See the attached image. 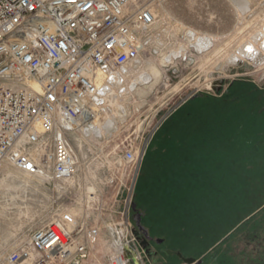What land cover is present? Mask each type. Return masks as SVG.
<instances>
[{"label":"rangeland","instance_id":"374dc122","mask_svg":"<svg viewBox=\"0 0 264 264\" xmlns=\"http://www.w3.org/2000/svg\"><path fill=\"white\" fill-rule=\"evenodd\" d=\"M156 9L149 51L139 66L119 69L110 84L112 92L101 100L96 133L83 136L80 130L70 135L78 159L75 175L47 181L10 164L2 167L0 244L24 240L55 213L69 210L86 226L100 227L86 264H106L116 245L109 232L122 213L134 224L138 209L148 236L168 253L183 254L205 234L204 214L223 221L232 216L219 204L225 201L233 208L234 184L242 173L252 174L248 159L238 160L233 141L239 135L235 124L247 126L252 104H264V96H253L254 88L264 87V53L256 60H236L232 55L264 24V0H160ZM199 36L210 37V43L198 48ZM145 73L149 79L143 82L140 75ZM192 98L208 100L192 110L195 120H218L207 122L213 126L205 132H194L210 135L211 142L208 162L195 164L198 168L191 174L183 147L163 152L154 148L151 138L164 119ZM168 130L167 126L159 135ZM171 130L181 141L188 138L185 129ZM127 150L142 157L147 150L149 154L134 164L124 158ZM190 199L199 204L207 200L209 205L203 211V206L195 208L194 236ZM138 250L139 264H154L150 250L140 244Z\"/></svg>","mask_w":264,"mask_h":264},{"label":"built area","instance_id":"2783aa9c","mask_svg":"<svg viewBox=\"0 0 264 264\" xmlns=\"http://www.w3.org/2000/svg\"><path fill=\"white\" fill-rule=\"evenodd\" d=\"M158 1L0 0V171L10 164L47 181L75 175L70 135L95 121L119 69L143 62ZM139 155L124 158L137 164ZM121 218L106 264H139L134 224ZM99 234V225L60 210L24 240L0 244V264H86Z\"/></svg>","mask_w":264,"mask_h":264},{"label":"flooded vegetation","instance_id":"af4514ba","mask_svg":"<svg viewBox=\"0 0 264 264\" xmlns=\"http://www.w3.org/2000/svg\"><path fill=\"white\" fill-rule=\"evenodd\" d=\"M253 92V96L263 100L264 87H256ZM250 117L247 126L235 124L239 135L234 136L233 143L238 160L247 158L252 174L242 173V178L234 184L236 199L232 203L233 208L225 201L219 204L227 212H233L232 216L226 215L225 222L223 218L218 220L215 215L204 214L201 222L203 229L205 226V234L200 237L201 244L198 245L200 239L192 242L187 254L168 253L159 241L150 237L146 248L151 251L150 258L154 264H172L173 261H177L176 264H264V104L253 103ZM246 131L247 134L244 133ZM207 206L208 203L204 204L201 210ZM190 212H193L189 222L190 235L194 236L196 209L192 207ZM136 235L140 243L144 231H138ZM168 255L171 259L166 258Z\"/></svg>","mask_w":264,"mask_h":264},{"label":"crops","instance_id":"0c3cea01","mask_svg":"<svg viewBox=\"0 0 264 264\" xmlns=\"http://www.w3.org/2000/svg\"><path fill=\"white\" fill-rule=\"evenodd\" d=\"M207 37V36H204ZM209 38V37H208ZM204 98H192L189 101H185L184 103H182L179 107H177L174 110V113L171 114L172 116L170 118H166L164 119V121H162L159 125V127L157 128L156 132H154L152 138H151V143L155 142L154 148L158 149H163V152H166L168 149H170V151H173L175 147L178 148H182L185 150V154H186V159H187V169L189 171V173H195L196 168H198L197 163L201 166L203 165V162H208V158H209V153L208 152V148H209V144H210V135L207 134H198L195 135L196 133H194L195 131L201 133V132H205V129L213 126V125H208L207 122L209 123H217V120H208L205 122H201V121H197L193 118V111L197 106L201 105V104H205L208 103V100ZM209 103H213L210 102ZM193 109H191L192 107ZM169 123V124H168ZM166 124H168L167 126L169 127V130L163 135H159L160 131L165 130ZM197 128V130H189L190 128ZM175 128L176 130H178L180 128V130H184L187 132L188 138H186L184 141L179 140L178 138H176L175 136L171 135L170 132L172 131L171 129ZM200 128V129H198ZM188 129V130H187ZM160 137V139H159ZM168 144H172L171 146H169ZM183 144V145H182ZM150 145V142L148 144V146ZM147 146V147H148ZM173 146V147H172ZM150 147V146H149ZM198 148H201L199 150H197ZM148 149V148H147ZM149 154L148 150L145 152V155L142 158H145L147 155ZM196 164V165H195ZM201 190V189H200ZM190 208L194 207V208H198L203 206L204 204L207 203V200L205 201V203H197L198 200L196 199H190ZM193 201V202H192ZM201 202V201H200ZM140 212V211H139ZM143 213V211H142ZM141 215V214H140ZM142 216V215H141Z\"/></svg>","mask_w":264,"mask_h":264},{"label":"bare ground","instance_id":"6f19581e","mask_svg":"<svg viewBox=\"0 0 264 264\" xmlns=\"http://www.w3.org/2000/svg\"><path fill=\"white\" fill-rule=\"evenodd\" d=\"M197 43L196 46L198 48H202L207 46L210 43V37H196ZM260 52L264 53V24L261 25L260 30H258L256 33L252 35V37L243 42L240 47L237 48V50L232 55L233 58L236 60H243V59H249V60H256L260 54ZM173 55H175V52H172ZM114 78L116 76H113ZM98 78L100 82L104 83L105 76L102 73H98ZM141 81H147L149 79L148 74L140 75ZM116 79V78H115ZM116 82H120V79H117ZM133 84V83H132ZM113 85V84H112ZM112 85L108 84V82L104 85L105 91L102 92V97L106 98L112 91V88H114ZM101 102V101H100ZM109 124V123H107ZM97 125L96 120L93 121V123L88 126L81 129V134L84 136L88 134L89 132L96 133Z\"/></svg>","mask_w":264,"mask_h":264},{"label":"water","instance_id":"95a60500","mask_svg":"<svg viewBox=\"0 0 264 264\" xmlns=\"http://www.w3.org/2000/svg\"><path fill=\"white\" fill-rule=\"evenodd\" d=\"M142 157V153H140L139 155V161ZM139 164V163H138ZM132 209L135 210L134 204L132 205ZM134 230L137 233L138 231H144V238L140 241V245L146 249L147 251V245H148V240L150 239V237L148 236V233L146 231V229L141 225V215L136 211L134 214ZM167 253V252H166Z\"/></svg>","mask_w":264,"mask_h":264},{"label":"trees","instance_id":"16d2710c","mask_svg":"<svg viewBox=\"0 0 264 264\" xmlns=\"http://www.w3.org/2000/svg\"><path fill=\"white\" fill-rule=\"evenodd\" d=\"M138 213L140 214L139 210L137 209Z\"/></svg>","mask_w":264,"mask_h":264}]
</instances>
